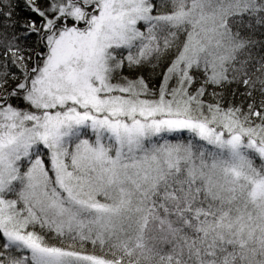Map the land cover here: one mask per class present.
<instances>
[{
    "label": "snow or ice",
    "instance_id": "snow-or-ice-1",
    "mask_svg": "<svg viewBox=\"0 0 264 264\" xmlns=\"http://www.w3.org/2000/svg\"><path fill=\"white\" fill-rule=\"evenodd\" d=\"M0 264H264V0H0Z\"/></svg>",
    "mask_w": 264,
    "mask_h": 264
}]
</instances>
